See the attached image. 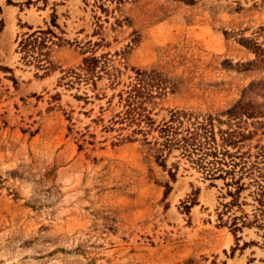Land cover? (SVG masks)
Returning a JSON list of instances; mask_svg holds the SVG:
<instances>
[{
    "label": "rangeland",
    "instance_id": "rangeland-1",
    "mask_svg": "<svg viewBox=\"0 0 264 264\" xmlns=\"http://www.w3.org/2000/svg\"><path fill=\"white\" fill-rule=\"evenodd\" d=\"M186 1L0 0V264H264V0Z\"/></svg>",
    "mask_w": 264,
    "mask_h": 264
},
{
    "label": "trees",
    "instance_id": "trees-1",
    "mask_svg": "<svg viewBox=\"0 0 264 264\" xmlns=\"http://www.w3.org/2000/svg\"><path fill=\"white\" fill-rule=\"evenodd\" d=\"M184 1H186V0H184ZM189 1L190 0H187L186 2H189ZM50 21L53 22V19ZM47 35H51L50 31H48V30L41 31L38 29L36 31H33V32L27 34L24 38H21L17 42V46H16L18 53L21 54V59H26V57L28 56V53H32L33 50L40 49L44 45L46 38H47ZM92 61H94V59H92V58L83 60V65L86 68V71L91 69V67H92L91 62ZM40 67H41V69H45V67H43V65H40ZM207 126H208V123H206V124L200 123V124L196 125L190 132H188V137H186V138L184 137L182 139V143H185L188 139H190V141L192 143H194L193 141L196 138L198 139L199 137H202L204 140H206V142L204 144H208L207 139L212 140V137H211V132ZM169 129H170V127L167 124L163 125V128H161V130L164 131L165 133L168 132ZM223 141L228 142V141H230V138L228 136H226L223 139ZM231 143H234V141ZM183 147H184L183 150H185L186 146L183 145ZM194 149L202 151L200 158H198L195 162L204 172H206L207 175H209V177L215 176L216 178H222V175L230 174V172H232L234 166H236V163H234L232 160L234 158H239L237 156H234L236 152H234L233 154H230V153H228V151H226L224 149L216 150L214 147H210V146H207L205 148V147H202L200 143L198 145H195ZM218 154L220 155V157L216 158V155H218ZM205 156H210L211 158H214V159H211L210 161H206V163H203ZM222 157L229 158V162H231L230 169L222 170V168L220 166L228 164L225 161V159ZM205 164H206V166H205ZM241 168H242V166H239V170H241ZM233 183L236 184L237 180H234ZM237 189H239V187H237L236 190ZM234 229H235V227H234Z\"/></svg>",
    "mask_w": 264,
    "mask_h": 264
},
{
    "label": "bare ground",
    "instance_id": "bare-ground-1",
    "mask_svg": "<svg viewBox=\"0 0 264 264\" xmlns=\"http://www.w3.org/2000/svg\"><path fill=\"white\" fill-rule=\"evenodd\" d=\"M10 25V24H9Z\"/></svg>",
    "mask_w": 264,
    "mask_h": 264
}]
</instances>
